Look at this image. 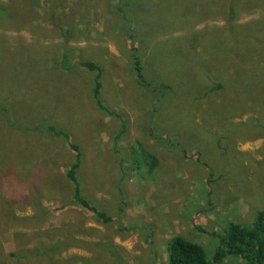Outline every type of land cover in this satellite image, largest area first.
I'll return each mask as SVG.
<instances>
[{
  "label": "rangeland",
  "instance_id": "374dc122",
  "mask_svg": "<svg viewBox=\"0 0 264 264\" xmlns=\"http://www.w3.org/2000/svg\"><path fill=\"white\" fill-rule=\"evenodd\" d=\"M262 211L264 0H0V264H168L175 237L212 257Z\"/></svg>",
  "mask_w": 264,
  "mask_h": 264
},
{
  "label": "trees",
  "instance_id": "16d2710c",
  "mask_svg": "<svg viewBox=\"0 0 264 264\" xmlns=\"http://www.w3.org/2000/svg\"><path fill=\"white\" fill-rule=\"evenodd\" d=\"M125 1L127 0H123V2ZM229 21H233L232 16H230ZM133 37L134 36H131L130 38ZM193 45L194 44H192V46ZM132 61L135 70L137 71L138 86L144 90L158 94L159 89L152 88L147 84L143 72L144 68L140 63L141 60L139 57L134 56ZM80 66L81 68L96 74L93 88V99L98 108L123 122V118L116 112L110 110L101 100V79L103 76L101 68L92 62H84L81 63ZM65 69H68V67H65ZM216 86L217 88L215 87L214 91L215 89L217 91L218 89L222 90L220 85ZM160 87H162L161 90L169 91L168 86L165 84L160 85ZM47 131L49 134L56 137L64 138L70 149L75 153V162L66 173L67 180L74 187L75 204L81 209L87 210L96 215L103 225L110 224L111 218H109L106 213L100 212L98 208L94 206L83 194L82 187L78 179L79 172L83 168V155L80 147L71 142L70 135L64 131H58L52 126L48 127ZM125 133L126 125L125 123H122V130L117 136V139H122ZM158 137L153 136V138L156 139H158ZM165 142L168 143L167 145L170 143L169 141ZM141 155L147 159L146 161L149 167V174H151L159 165L158 159L145 151H143ZM195 161L205 168L209 167L206 163L201 161L199 156H197ZM136 164L139 165V162H136ZM212 182L213 181H209L208 184H211ZM233 262H241L244 264H264V211L258 213L251 225L247 226L238 223L229 224L227 235L219 239L218 246H215L212 257L208 255L206 249L202 245L200 246L196 243H192L182 237H175L168 245V264H232Z\"/></svg>",
  "mask_w": 264,
  "mask_h": 264
},
{
  "label": "bare ground",
  "instance_id": "6f19581e",
  "mask_svg": "<svg viewBox=\"0 0 264 264\" xmlns=\"http://www.w3.org/2000/svg\"><path fill=\"white\" fill-rule=\"evenodd\" d=\"M65 60V59H64ZM244 198V197H243Z\"/></svg>",
  "mask_w": 264,
  "mask_h": 264
}]
</instances>
